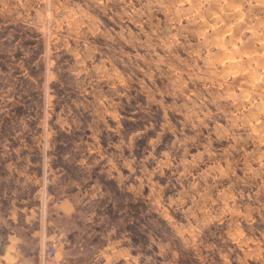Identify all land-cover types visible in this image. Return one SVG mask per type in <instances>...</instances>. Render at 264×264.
<instances>
[{
    "label": "rangeland",
    "instance_id": "obj_1",
    "mask_svg": "<svg viewBox=\"0 0 264 264\" xmlns=\"http://www.w3.org/2000/svg\"><path fill=\"white\" fill-rule=\"evenodd\" d=\"M262 110L264 0H0V222L73 193L86 264H264Z\"/></svg>",
    "mask_w": 264,
    "mask_h": 264
},
{
    "label": "crops",
    "instance_id": "obj_2",
    "mask_svg": "<svg viewBox=\"0 0 264 264\" xmlns=\"http://www.w3.org/2000/svg\"><path fill=\"white\" fill-rule=\"evenodd\" d=\"M81 202L85 201H80L79 197L73 193L62 196L56 207L51 211L48 232L43 225L39 229L30 231L32 223L30 214H26L23 220H20L19 216L14 214L7 215L9 224L5 225L4 222H0L1 230L6 229L5 232L0 231V264H36L38 251L43 244L45 248H54L53 244H55L66 249L68 264H86V258L78 250V244L70 232L55 224L57 216L74 217L82 209ZM19 213L20 210L18 215ZM30 236L33 237L35 242L37 241L36 250L35 247L29 245ZM89 245L93 246L92 243ZM46 264L64 263L54 258Z\"/></svg>",
    "mask_w": 264,
    "mask_h": 264
},
{
    "label": "built area",
    "instance_id": "obj_3",
    "mask_svg": "<svg viewBox=\"0 0 264 264\" xmlns=\"http://www.w3.org/2000/svg\"><path fill=\"white\" fill-rule=\"evenodd\" d=\"M42 212H40V214L43 218V220L45 219V211H46V203H43L42 206ZM54 256V248L50 247V248H45L44 244L40 247L38 254H37V264H46V262H48L49 260H51Z\"/></svg>",
    "mask_w": 264,
    "mask_h": 264
},
{
    "label": "bare ground",
    "instance_id": "obj_4",
    "mask_svg": "<svg viewBox=\"0 0 264 264\" xmlns=\"http://www.w3.org/2000/svg\"><path fill=\"white\" fill-rule=\"evenodd\" d=\"M233 58V57H232ZM263 111V110H262ZM264 112V111H263Z\"/></svg>",
    "mask_w": 264,
    "mask_h": 264
}]
</instances>
